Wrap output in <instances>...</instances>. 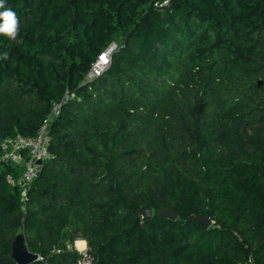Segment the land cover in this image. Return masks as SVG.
<instances>
[{"label": "trees", "instance_id": "16d2710c", "mask_svg": "<svg viewBox=\"0 0 264 264\" xmlns=\"http://www.w3.org/2000/svg\"><path fill=\"white\" fill-rule=\"evenodd\" d=\"M4 2L0 151L63 104L26 194L0 160V264H264V0Z\"/></svg>", "mask_w": 264, "mask_h": 264}, {"label": "built area", "instance_id": "2783aa9c", "mask_svg": "<svg viewBox=\"0 0 264 264\" xmlns=\"http://www.w3.org/2000/svg\"><path fill=\"white\" fill-rule=\"evenodd\" d=\"M117 47V44L111 43L109 47L101 53L98 59L92 64L87 74L89 80L96 78L109 67L112 53ZM68 97L69 96L66 95L65 100L68 99ZM62 104V102L54 103L51 115L44 121L36 136L26 137L17 135L16 137H6L1 143L0 160L8 163H18L23 167L22 172L17 176L8 174L7 180L9 183L21 187L24 194H26L30 184L40 171L41 163L39 164L38 161L42 162L52 156L50 151L51 119L58 115ZM75 244L77 247V241ZM87 248L88 247L83 251L78 249L83 253L80 264H92V258L87 253Z\"/></svg>", "mask_w": 264, "mask_h": 264}, {"label": "water", "instance_id": "95a60500", "mask_svg": "<svg viewBox=\"0 0 264 264\" xmlns=\"http://www.w3.org/2000/svg\"><path fill=\"white\" fill-rule=\"evenodd\" d=\"M40 164L41 161H38ZM140 213L144 217H151L153 215V209L151 207L141 208ZM160 215L170 216L173 218H177L178 214L175 211V208H162L158 211ZM195 221L202 222L206 226H210L213 221L209 217L198 215L195 217ZM12 256L17 264H31L32 262L40 259L39 255L31 252L24 241V238L20 233H18L13 239V247H12Z\"/></svg>", "mask_w": 264, "mask_h": 264}, {"label": "clouds", "instance_id": "9594fccd", "mask_svg": "<svg viewBox=\"0 0 264 264\" xmlns=\"http://www.w3.org/2000/svg\"><path fill=\"white\" fill-rule=\"evenodd\" d=\"M0 34L7 36L9 39L15 41L18 37L19 19L17 14L11 9L5 7L4 0H0ZM8 53L5 52L0 59H7ZM251 261V257L249 258Z\"/></svg>", "mask_w": 264, "mask_h": 264}, {"label": "rangeland", "instance_id": "374dc122", "mask_svg": "<svg viewBox=\"0 0 264 264\" xmlns=\"http://www.w3.org/2000/svg\"><path fill=\"white\" fill-rule=\"evenodd\" d=\"M120 42H121V38H120V37H119V38L117 37L116 40H114L112 43H115V44L118 45ZM83 240H84V239H83ZM78 243H79V242H78ZM79 244H81V243H79ZM78 247H79V246H78ZM86 247H88V246L86 245ZM75 248L78 250V248L76 247V244H75ZM84 248H85V247H84ZM84 248H82V249H84ZM79 249L82 250L80 247H79ZM78 251H79V250H78Z\"/></svg>", "mask_w": 264, "mask_h": 264}, {"label": "crops", "instance_id": "0c3cea01", "mask_svg": "<svg viewBox=\"0 0 264 264\" xmlns=\"http://www.w3.org/2000/svg\"><path fill=\"white\" fill-rule=\"evenodd\" d=\"M78 241H79V243H81V244L78 243V245H79V247L81 249L84 248V247H86V245H87V241L86 240H78Z\"/></svg>", "mask_w": 264, "mask_h": 264}, {"label": "bare ground", "instance_id": "6f19581e", "mask_svg": "<svg viewBox=\"0 0 264 264\" xmlns=\"http://www.w3.org/2000/svg\"><path fill=\"white\" fill-rule=\"evenodd\" d=\"M78 242H79V241H78ZM78 242H77V247L79 246V245H78ZM85 248H86V247H85ZM85 248H84V249H85ZM78 249H79V247H78ZM84 249H82V250L79 249V250H80V251H83Z\"/></svg>", "mask_w": 264, "mask_h": 264}]
</instances>
